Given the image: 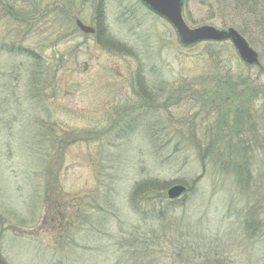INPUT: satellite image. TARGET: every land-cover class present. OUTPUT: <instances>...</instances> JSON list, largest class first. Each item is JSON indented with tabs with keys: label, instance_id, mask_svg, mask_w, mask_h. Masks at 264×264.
Segmentation results:
<instances>
[{
	"label": "rangeland",
	"instance_id": "rangeland-1",
	"mask_svg": "<svg viewBox=\"0 0 264 264\" xmlns=\"http://www.w3.org/2000/svg\"><path fill=\"white\" fill-rule=\"evenodd\" d=\"M8 1L0 0V263L264 264V142L251 159L244 115L245 161L218 168L203 153L226 147L238 102L222 94L203 108L195 94L210 87L217 52L232 80L240 71L256 79L259 69L230 41L183 46L140 0H14L11 16ZM100 2L98 41L76 21L96 28ZM207 2L190 0L189 26L234 28L264 68V0L240 11L222 1L217 13ZM253 113L263 127L264 103ZM68 135L77 142L64 148ZM141 184L156 190L153 201L135 196ZM177 185L193 190L170 204Z\"/></svg>",
	"mask_w": 264,
	"mask_h": 264
},
{
	"label": "trees",
	"instance_id": "trees-1",
	"mask_svg": "<svg viewBox=\"0 0 264 264\" xmlns=\"http://www.w3.org/2000/svg\"><path fill=\"white\" fill-rule=\"evenodd\" d=\"M222 1H224L226 4H229L227 2H231V8L236 9L240 11V8L246 9L247 6H251V2H255L256 6H258L256 0H208V8L209 10H214L215 13H217L216 5L220 8H222ZM3 11L4 13H7L11 16L12 14V8H14L15 1L9 0L7 4L3 3ZM190 0H183V7H184V14L188 16L190 14ZM227 6V5H226ZM228 7V6H227ZM97 10V16H96V37H98V41L100 40L99 37L102 35V32H104L105 24H104V12L105 7L102 2L98 3V6L96 8ZM251 10V8H250ZM217 15V14H216ZM109 44V42H108ZM202 45V44H199ZM198 46V45H196ZM196 46H192L196 47ZM207 46L212 47H222L223 43H207ZM109 47V46H108ZM220 51V49H218ZM24 52V51H22ZM12 53V51H10ZM20 53V52H19ZM130 53V52H128ZM23 55V54H21ZM217 60L219 61L216 67H218V70L216 69V74L210 76L211 77V83L209 84L210 87H206L202 91L196 90L195 94H197L198 99H200L203 103V108L207 106L208 102L218 100L220 103L222 100L220 97L222 94H231V97L229 99H232V101L238 102V107L236 110H232L234 115V122H233V128L229 130L230 133V139L228 142L226 140H222L227 143L226 147L223 149H216L211 148L210 151L207 154H204V157L207 155H212L214 161H217V167L220 168H228V169H236V166L240 167V163H244V157L246 156V153L249 151L244 148V143L247 140V133L244 131L245 129L242 128L240 125L242 118L244 115H246L247 119L251 117V159L256 154L255 152L258 150V148L254 144H258L260 142H264L263 132L264 131V124L263 127L259 126V124L263 123V120H259L257 117V114L253 113L254 109V103L256 102H262L264 103V81L262 78L264 77V68L260 67L259 69V76L254 79L255 76H253L250 73H243L240 71L237 74V79L232 80V74L230 71L229 62L227 65H224L223 60L220 59L219 54L217 52ZM30 57V56H29ZM249 69H252L253 67L246 66ZM142 71L139 69L137 72L138 77V85H142ZM251 103V106L249 105ZM217 108L220 109V113L223 117H225V114H229L227 112L228 106L218 104ZM231 109V108H230ZM251 111V112H250ZM250 121V119H248ZM238 126V127H237ZM249 132V131H248ZM62 145L64 148H67L69 145L77 142V137L75 136H65L62 138ZM239 160V161H238ZM225 171V170H224ZM193 187V186H192ZM193 189L190 187H187V192L185 195L190 193ZM144 193V200L150 201L152 200L156 195V190L153 187L147 188L146 185L141 184L137 187V189L134 191L135 196H138L140 194ZM185 195L183 197H185ZM166 196V197H165ZM164 197L167 198V195ZM169 201V199L167 198ZM153 201V200H152ZM178 201H169L170 204H176ZM247 227L251 228L253 235L256 236L257 228L255 227V222H246ZM258 240V239H257ZM179 243H177L178 245ZM257 241L254 246L257 247ZM186 261V260H185ZM183 261H181L182 263ZM264 262V260H263ZM188 262H184L183 264H187Z\"/></svg>",
	"mask_w": 264,
	"mask_h": 264
},
{
	"label": "water",
	"instance_id": "water-1",
	"mask_svg": "<svg viewBox=\"0 0 264 264\" xmlns=\"http://www.w3.org/2000/svg\"><path fill=\"white\" fill-rule=\"evenodd\" d=\"M147 8L167 20L175 29L179 41L184 46L201 42L230 41L240 59L249 66H261L259 54L250 46L247 40L235 29L219 30L212 26L191 28L184 18L183 0H140ZM77 28L85 35H95L94 28L76 22ZM184 186L177 185L167 191L170 200L179 199L186 193ZM1 264V263H0Z\"/></svg>",
	"mask_w": 264,
	"mask_h": 264
}]
</instances>
